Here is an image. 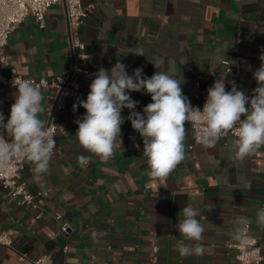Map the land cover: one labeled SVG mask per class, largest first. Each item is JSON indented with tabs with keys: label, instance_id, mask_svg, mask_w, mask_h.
Returning <instances> with one entry per match:
<instances>
[{
	"label": "crops",
	"instance_id": "crops-1",
	"mask_svg": "<svg viewBox=\"0 0 264 264\" xmlns=\"http://www.w3.org/2000/svg\"><path fill=\"white\" fill-rule=\"evenodd\" d=\"M82 4L92 6L80 28L89 54L82 62L88 74L81 75L87 93L94 74L100 68L111 69L117 61L126 65L129 75L137 68L143 69L145 78L167 71L181 82L194 107L199 103L197 79L211 70L222 72L225 60L239 66L238 90L251 96L258 86L253 73L264 54V0H82ZM67 33L61 4L49 8L45 28L29 15L10 34L6 52L11 67L25 77L66 74ZM137 48L144 49V56L130 52ZM153 57L164 64L155 69L148 61ZM206 85L202 81L199 93ZM40 91L45 109L40 119L46 122L53 91ZM15 92L9 86L0 92L5 122ZM129 95L139 102L135 111L152 102L144 92ZM77 102L68 99L57 122L62 135L54 137L57 145L48 172L34 178L35 165L24 161L21 179L37 207L19 204L20 197L0 183V232L13 238L12 248L0 246V264H23L19 252L32 259L48 255L52 264H150L154 243L155 264H237L236 250L229 243L242 237L240 217L250 222L264 257V226L257 223V213L264 208V146L234 160V136L220 139L215 149H205L194 144L191 125L186 124L184 160L166 178L154 179L147 174L143 140L127 119L129 110L121 113L122 148L104 161L80 149L75 121L86 110L74 111ZM79 154L88 156L87 165L77 160ZM186 204L200 208L203 255L179 254L177 244L183 237L175 225L183 219ZM57 214L62 218L56 219ZM63 223L70 225L69 236L60 231ZM238 228L242 231L235 239Z\"/></svg>",
	"mask_w": 264,
	"mask_h": 264
},
{
	"label": "clouds",
	"instance_id": "clouds-1",
	"mask_svg": "<svg viewBox=\"0 0 264 264\" xmlns=\"http://www.w3.org/2000/svg\"><path fill=\"white\" fill-rule=\"evenodd\" d=\"M130 52L144 56L143 48ZM260 60V67L253 73L258 86L251 96L238 90L235 82H231L230 91L226 90L225 77L221 76L207 89L202 110L191 105L183 94L181 82L167 71H155L145 78L142 68L129 75L126 65L119 61L111 69L100 68L89 85L86 100L78 98L73 104L74 111L79 107L86 110L75 121L80 149L108 161L118 147L122 148L121 126L125 118L121 113L126 108L130 112L127 119L143 140V157L147 158V174L151 178H166L184 160L186 124L191 125L196 143L205 149H215L222 137L232 133L235 139L231 141V158L243 160L264 146V54ZM148 61L155 69L164 64L159 57ZM13 86L16 92L7 122L0 113V170L7 169L13 160L25 159L35 165L34 178H40L48 172L57 145L53 137L62 133H51L40 119L45 109L39 86L28 79H14ZM131 92L151 96L152 102L142 113L135 111L139 102L131 98ZM77 160L83 165L89 162L85 154H79ZM199 215L200 208L192 204L182 209L183 219L175 225L183 237L177 244L181 256L205 252V246L200 243L205 226L197 218ZM248 222L246 217L237 220L239 225ZM257 223L264 226V208L257 213ZM241 231L237 229L235 239L240 238Z\"/></svg>",
	"mask_w": 264,
	"mask_h": 264
},
{
	"label": "built area",
	"instance_id": "built-area-1",
	"mask_svg": "<svg viewBox=\"0 0 264 264\" xmlns=\"http://www.w3.org/2000/svg\"><path fill=\"white\" fill-rule=\"evenodd\" d=\"M55 4H61L66 13L70 56L69 70L66 74L51 79L25 77L10 65V56L6 52L10 34L22 25L31 14L40 27L45 28L46 13ZM91 8L92 6H84L82 0H0V92L4 86L14 87V79L17 81L28 79L39 86L40 89L52 90L53 93L49 96L51 103L47 109L46 124L53 134L57 132V122L64 111L66 101L68 99L77 100L88 95L82 87L81 75L88 74V69L82 66V62L89 58V54L86 51L85 43L81 40L80 28ZM239 43L240 39L233 48L234 52L238 50ZM239 73L240 70L237 64L233 65L230 61L225 60L222 72L218 73L215 70H211L206 75L199 77L196 81L199 103L195 107L203 109L207 98V89L221 76L225 77L226 90H231V82H235L238 88L237 77ZM211 79H214V81L211 82ZM202 81H207V85L204 92L199 93ZM137 112L142 113L143 111ZM129 114L130 112L128 111V116ZM229 135L234 136L232 133H229ZM194 144H197L195 139ZM24 161L25 159L13 160L9 163L7 169L0 170V183L5 188L10 189L13 196L20 197L19 204H30L37 207L34 203V196L26 189V184L21 179ZM61 218V214L56 215V219L59 220ZM60 231L69 236L71 234L70 225L63 223ZM12 243L13 238L11 235L0 232V246L12 248ZM229 246L236 250L237 264L263 263V247L260 239L251 233L250 222L244 225L241 239L236 243H229ZM65 249H68V246ZM157 251L158 247L154 243L150 264H155ZM18 258L23 264H52V260L48 255L32 259L27 253L19 252ZM107 264L111 263L108 262Z\"/></svg>",
	"mask_w": 264,
	"mask_h": 264
}]
</instances>
